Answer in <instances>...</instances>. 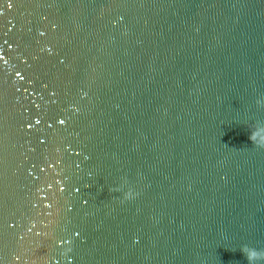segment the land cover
I'll use <instances>...</instances> for the list:
<instances>
[{"label":"water","instance_id":"obj_1","mask_svg":"<svg viewBox=\"0 0 264 264\" xmlns=\"http://www.w3.org/2000/svg\"><path fill=\"white\" fill-rule=\"evenodd\" d=\"M258 122L264 0H0V264H249Z\"/></svg>","mask_w":264,"mask_h":264},{"label":"clouds","instance_id":"obj_2","mask_svg":"<svg viewBox=\"0 0 264 264\" xmlns=\"http://www.w3.org/2000/svg\"><path fill=\"white\" fill-rule=\"evenodd\" d=\"M251 140L258 143H264V122L257 123L256 127L251 133ZM244 252L249 261V264H256V261L264 256V253L247 247H245Z\"/></svg>","mask_w":264,"mask_h":264},{"label":"snow or ice","instance_id":"obj_3","mask_svg":"<svg viewBox=\"0 0 264 264\" xmlns=\"http://www.w3.org/2000/svg\"><path fill=\"white\" fill-rule=\"evenodd\" d=\"M9 6H11V5H9Z\"/></svg>","mask_w":264,"mask_h":264}]
</instances>
